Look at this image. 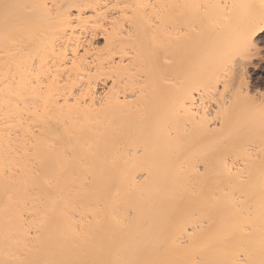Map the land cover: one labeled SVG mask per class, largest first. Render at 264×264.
Segmentation results:
<instances>
[{
    "label": "bare ground",
    "instance_id": "bare-ground-1",
    "mask_svg": "<svg viewBox=\"0 0 264 264\" xmlns=\"http://www.w3.org/2000/svg\"><path fill=\"white\" fill-rule=\"evenodd\" d=\"M263 34L264 0H0V264H264Z\"/></svg>",
    "mask_w": 264,
    "mask_h": 264
},
{
    "label": "rangeland",
    "instance_id": "rangeland-1",
    "mask_svg": "<svg viewBox=\"0 0 264 264\" xmlns=\"http://www.w3.org/2000/svg\"><path fill=\"white\" fill-rule=\"evenodd\" d=\"M116 2H119L120 0H115ZM75 11V10H74ZM86 16H88V17H90V15L92 16V14L90 13V11L88 10L87 12H86V14H85ZM107 28H109V27H107ZM192 28V27H191ZM191 28H189V27H187V28H183V30H185L184 32H185V34H188V31L186 30V29H189V32L192 30ZM99 29H103V28H99ZM103 31L104 30H98L97 31V33H96V30H95V32L94 31H91V33H89V34H91V35H87V39H86V42H84V45H86L87 47H88V43H89V46H91L92 45V48H90V47H88V48H90L91 50V54L89 55V63H90V65L92 66L91 67V69H95V65H96V59H97V57H98V55L100 54V49H102L103 47H104V43H105V32L103 33ZM187 32V33H186ZM92 34H93V36H92ZM88 38H90V39H88ZM93 38V39H92ZM90 40V41H89ZM261 40V41H260ZM89 41V42H88ZM88 42V43H87ZM259 42V43H258ZM92 43V44H91ZM255 46H257L255 49H254V47H253V49L255 50H253V51H251L252 53H254V54H252L251 53V58H250V60L249 61H247V62H245L246 64L245 65H243V69H245L244 71H243V73H244V75H243V77L245 78V76H246V78H245V82H246V84H247V86L245 85V86H243L242 87V90L244 91V93H248L249 95V97H250V95L252 96L251 98H254L255 97V99H258L259 97H261V96H263L264 97V34L263 35H261L260 37H258L257 38V41H255ZM99 47V48H98ZM102 47V48H101ZM93 50V51H92ZM96 50H98V52L96 51ZM257 51V52H256ZM83 53V51L81 50V54ZM93 56H96V57H93ZM93 57V58H92ZM116 58H115V60L116 61H118V56H115ZM90 59H91V61H90ZM94 59V61H92ZM238 60V59H237ZM95 63V64H94ZM238 63V62H237ZM236 63V64H237ZM236 68H237V70H238V74L240 73V72H242V71H240L241 70V68L239 67V65H238V67L237 66H235ZM240 71V72H239ZM245 73H246V75H245ZM248 74V75H247ZM240 75V74H239ZM106 78V79H105ZM243 78V79H244ZM112 78H108V77H101V78H98V80L96 81L97 82V84H96V91H97V93L99 92L100 93V95H102L103 93H106V91L107 90H110V87L112 86ZM235 82H233V84H234ZM236 84V83H235ZM232 85L231 87H229V89H228V91H227V95H228V93H229V91L232 93V92H237L238 93V85L236 86V85ZM109 87V88H108ZM221 87V88H220ZM222 84H219V88H220V90L222 89ZM80 88V87H79ZM104 88V89H103ZM235 88V89H234ZM78 90V87L76 88V91ZM252 93V94H251ZM197 94V93H196ZM128 95H130L129 93L128 94H126V95H124V96H122V95H120L121 97H125V96H128ZM230 95V94H229ZM257 95V96H256ZM198 96V94L196 95V97ZM262 97V98H263ZM263 100H264V98H263ZM207 102L206 103H208L207 104V106L209 107L208 109L210 110L211 109V111L210 112H212V110H214L215 111V109H216V107H217V104H216V102H213V100L212 99H208V100H206ZM215 103V104H214ZM215 107V108H214ZM213 124H216V123H213Z\"/></svg>",
    "mask_w": 264,
    "mask_h": 264
}]
</instances>
